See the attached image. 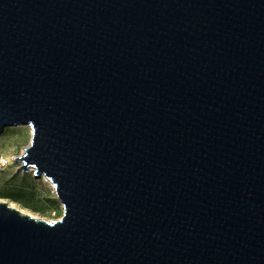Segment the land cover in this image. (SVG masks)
Wrapping results in <instances>:
<instances>
[{
    "label": "water",
    "instance_id": "water-1",
    "mask_svg": "<svg viewBox=\"0 0 264 264\" xmlns=\"http://www.w3.org/2000/svg\"><path fill=\"white\" fill-rule=\"evenodd\" d=\"M10 126L63 214L0 264H264V0H0Z\"/></svg>",
    "mask_w": 264,
    "mask_h": 264
},
{
    "label": "rangeland",
    "instance_id": "rangeland-1",
    "mask_svg": "<svg viewBox=\"0 0 264 264\" xmlns=\"http://www.w3.org/2000/svg\"><path fill=\"white\" fill-rule=\"evenodd\" d=\"M31 130L28 126H10L0 133V202L25 209L30 216L43 221L58 220L63 209L54 189L45 178H36L33 170H19L18 158L29 145ZM22 196L16 202L11 196Z\"/></svg>",
    "mask_w": 264,
    "mask_h": 264
},
{
    "label": "bare ground",
    "instance_id": "bare-ground-1",
    "mask_svg": "<svg viewBox=\"0 0 264 264\" xmlns=\"http://www.w3.org/2000/svg\"><path fill=\"white\" fill-rule=\"evenodd\" d=\"M9 206H11V207H13V208H15V209L19 210V211H20L21 213H23V214L30 215V213H29V212H27L25 209H23V208H19V207L15 206V205H14V204H12V203H9Z\"/></svg>",
    "mask_w": 264,
    "mask_h": 264
},
{
    "label": "trees",
    "instance_id": "trees-1",
    "mask_svg": "<svg viewBox=\"0 0 264 264\" xmlns=\"http://www.w3.org/2000/svg\"><path fill=\"white\" fill-rule=\"evenodd\" d=\"M11 197H12V199H13L14 201H16V202H21V198H22V196L18 195V196H11Z\"/></svg>",
    "mask_w": 264,
    "mask_h": 264
}]
</instances>
